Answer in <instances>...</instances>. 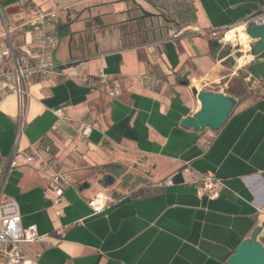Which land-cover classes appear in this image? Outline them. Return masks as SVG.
Instances as JSON below:
<instances>
[{"label":"crops","instance_id":"crops-1","mask_svg":"<svg viewBox=\"0 0 264 264\" xmlns=\"http://www.w3.org/2000/svg\"><path fill=\"white\" fill-rule=\"evenodd\" d=\"M263 3L18 0L0 7V36L6 28L17 45L37 43L26 21L56 13L60 73L29 80L21 128L16 97L0 89V200L15 201L21 224L41 236L22 245L30 258L38 264H227L251 238L264 220V60L240 64L238 48L198 32L238 23ZM101 73L107 84L82 81ZM192 86L235 99L218 131L181 127L200 109ZM115 87L120 93L111 97ZM83 125L91 127L87 137ZM14 149L16 167L2 176ZM36 149L40 156L27 163ZM56 172L67 182L58 203ZM177 172L184 183L167 184ZM205 174L222 184L217 199L198 195ZM108 176L125 189L114 184L107 208L92 214L87 202L109 191L101 184Z\"/></svg>","mask_w":264,"mask_h":264},{"label":"built area","instance_id":"built-area-1","mask_svg":"<svg viewBox=\"0 0 264 264\" xmlns=\"http://www.w3.org/2000/svg\"><path fill=\"white\" fill-rule=\"evenodd\" d=\"M56 13L42 12L34 18L26 21L25 25L29 28L31 35L36 38L34 42L24 45L15 44L10 36V31L4 28L0 36V89L7 94H12L17 99L18 126L21 128L25 114L27 100L29 98V80L33 77L44 78L60 73L58 64L54 58V49L58 39L52 32L55 29ZM252 26H264V3L259 10L244 18L238 23L214 29L209 32L199 31L200 36L209 35L217 39L222 44H227L239 49V58L245 57L244 54L251 53L253 41L248 37L246 31ZM175 37L174 33L170 34ZM241 36L247 40V49L243 50ZM254 56H251L252 61ZM90 86L103 85L108 83L106 74L101 73L96 78L85 77L82 80ZM119 90L110 88L109 95L116 97ZM59 116L62 115L58 111ZM91 132L89 125H83L81 134L85 137ZM45 152L50 148L46 147ZM40 150H34L28 157L27 163L34 161L40 156ZM16 150L12 151L8 164L2 172V176L10 173L15 167L14 156ZM167 184H170L168 181ZM67 184L66 178L61 173H54L52 176V190L55 194V202L58 203L64 193V186ZM221 182L211 174L201 177L198 195L205 196L211 200L220 196ZM109 203V198L103 194H96L91 197L87 205L92 214L103 212ZM39 235L35 226H23L20 221L18 205L15 201L0 200V257L1 264H38L36 259L30 258L22 249V245L31 244L39 240Z\"/></svg>","mask_w":264,"mask_h":264},{"label":"water","instance_id":"water-1","mask_svg":"<svg viewBox=\"0 0 264 264\" xmlns=\"http://www.w3.org/2000/svg\"><path fill=\"white\" fill-rule=\"evenodd\" d=\"M16 1L18 0H7L1 3L0 7ZM246 33L254 42L252 55L258 60H264V26L249 27ZM181 84L188 86V82H181ZM190 90L193 96L197 98L200 109L191 116L184 118L181 121V127L191 129L196 133L205 129L212 132L218 131L232 114L236 106L235 99L223 93L198 90L195 86H192ZM106 181L107 186L113 184L111 177H107ZM168 182L171 185H181L184 183V179L182 174L177 172L168 179ZM87 187V185L83 186L84 189ZM261 239H264V220L255 228L250 239L242 241L236 247L234 254L227 259V264H264V246Z\"/></svg>","mask_w":264,"mask_h":264},{"label":"rangeland","instance_id":"rangeland-1","mask_svg":"<svg viewBox=\"0 0 264 264\" xmlns=\"http://www.w3.org/2000/svg\"><path fill=\"white\" fill-rule=\"evenodd\" d=\"M242 49L243 50H245V48H244V46L242 47ZM247 49V48H246ZM252 93H250L251 94V96H253V97H257V96H259L260 95V93H262V92H259V91H251ZM108 177H111L112 179H113V184L112 185H110V186H107L106 184H105V182H107L106 181V178H104L103 180H102V185H103V187H108V188H105V190H109V191H106V192H99V193H97V194H103L104 196H108L109 195V192H112V193H114V195H116V193H115V187H114V184H116L115 183V179L112 177V176H108ZM118 184V185H117ZM117 188H122V189H125V183L124 182H117ZM113 198H114V196H113Z\"/></svg>","mask_w":264,"mask_h":264},{"label":"bare ground","instance_id":"bare-ground-1","mask_svg":"<svg viewBox=\"0 0 264 264\" xmlns=\"http://www.w3.org/2000/svg\"><path fill=\"white\" fill-rule=\"evenodd\" d=\"M242 44L246 50L247 48V40L245 36H241ZM249 54V53H248ZM251 59V56L240 58V64H243L244 62H248Z\"/></svg>","mask_w":264,"mask_h":264}]
</instances>
